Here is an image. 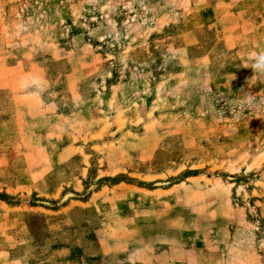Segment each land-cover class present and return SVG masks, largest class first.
<instances>
[{"label": "rangeland", "instance_id": "obj_1", "mask_svg": "<svg viewBox=\"0 0 264 264\" xmlns=\"http://www.w3.org/2000/svg\"><path fill=\"white\" fill-rule=\"evenodd\" d=\"M262 51L264 0H0V264H264Z\"/></svg>", "mask_w": 264, "mask_h": 264}, {"label": "clouds", "instance_id": "obj_2", "mask_svg": "<svg viewBox=\"0 0 264 264\" xmlns=\"http://www.w3.org/2000/svg\"><path fill=\"white\" fill-rule=\"evenodd\" d=\"M250 63H245L243 67H251L257 75H264V51L252 54L249 57Z\"/></svg>", "mask_w": 264, "mask_h": 264}, {"label": "trees", "instance_id": "obj_3", "mask_svg": "<svg viewBox=\"0 0 264 264\" xmlns=\"http://www.w3.org/2000/svg\"><path fill=\"white\" fill-rule=\"evenodd\" d=\"M93 259V258H92Z\"/></svg>", "mask_w": 264, "mask_h": 264}]
</instances>
